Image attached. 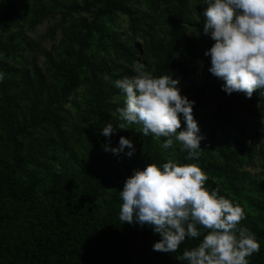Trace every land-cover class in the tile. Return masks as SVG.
<instances>
[{
  "label": "trees",
  "instance_id": "trees-1",
  "mask_svg": "<svg viewBox=\"0 0 264 264\" xmlns=\"http://www.w3.org/2000/svg\"><path fill=\"white\" fill-rule=\"evenodd\" d=\"M204 7L203 0H0V264H188L178 258L206 229L164 253L153 250L161 237L150 226L119 218L126 178L169 159L198 163L206 187L244 209L238 227L260 244L248 264H264V181L247 170L264 169V89L229 95L210 63L187 68L214 43L202 34ZM52 21L40 39L28 37ZM137 61L156 77L179 78L181 94L195 101L204 137L198 160L186 159L179 142L162 148L165 138L144 136L139 124L118 128L124 95L114 82L134 76ZM180 119L178 132L186 128ZM107 123L116 128L109 148L123 136L134 145L131 157L127 148L105 151Z\"/></svg>",
  "mask_w": 264,
  "mask_h": 264
},
{
  "label": "clouds",
  "instance_id": "clouds-1",
  "mask_svg": "<svg viewBox=\"0 0 264 264\" xmlns=\"http://www.w3.org/2000/svg\"><path fill=\"white\" fill-rule=\"evenodd\" d=\"M205 17L202 34L214 43L205 51L210 57L209 72L224 81L227 94L243 93L251 98L264 89V0H203ZM135 75L117 79L114 86L124 95L117 108L119 129L139 124L144 136L165 138L161 145L169 149L175 142L187 152L186 159L198 160L203 149L200 129L193 116L191 101L177 87L179 78L156 77L143 63L133 65ZM4 74L0 72V81ZM181 115L186 128H181ZM116 131L107 123L101 134L108 138L105 151L124 152L131 157L134 145L121 136L116 148H109ZM207 173L198 163L180 164L169 159L162 167L149 163L143 170L134 169L123 189L119 218L122 223L150 226L161 239L153 250L175 253L186 238L201 236L202 242L185 250L178 258L188 264H248V257L259 252L260 244L247 228L238 227L245 219L244 209L206 187ZM199 226V228H198Z\"/></svg>",
  "mask_w": 264,
  "mask_h": 264
},
{
  "label": "rangeland",
  "instance_id": "rangeland-1",
  "mask_svg": "<svg viewBox=\"0 0 264 264\" xmlns=\"http://www.w3.org/2000/svg\"><path fill=\"white\" fill-rule=\"evenodd\" d=\"M53 25H55V22H46L44 24H42L41 26H39L38 28H36V30L31 33L30 35H28V37L34 39V40H38L41 38V36H43L44 34H46L47 30L49 27H52ZM118 32L120 34H124L127 23H126V18L124 16L120 17V19L118 20ZM57 40L59 39V34L57 33ZM56 40V41H57ZM55 41V43H56ZM52 42L48 39L45 38L43 39L42 42V49H49L51 46ZM37 63L38 65L43 68V58L42 56L39 54L37 55ZM210 63V57L205 56L202 60H200V62H190L189 60L185 61V65L187 66L188 69L193 68L195 70V72H199L200 69L203 68V66H206ZM193 75V73L191 74ZM205 111L202 110L201 114H204ZM244 118H248V116H244ZM231 130V132L234 134V130L233 128H229ZM252 175L257 176V178H259L261 181H264V169H261L258 167L257 163H254L252 168H248L247 169Z\"/></svg>",
  "mask_w": 264,
  "mask_h": 264
}]
</instances>
